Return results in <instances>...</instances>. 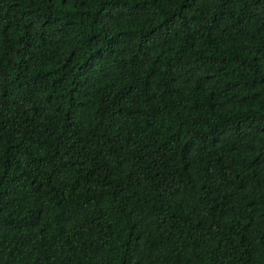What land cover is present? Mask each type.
Here are the masks:
<instances>
[{"label":"trees","instance_id":"1","mask_svg":"<svg viewBox=\"0 0 264 264\" xmlns=\"http://www.w3.org/2000/svg\"><path fill=\"white\" fill-rule=\"evenodd\" d=\"M0 264H264V0H0Z\"/></svg>","mask_w":264,"mask_h":264}]
</instances>
